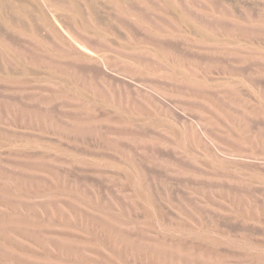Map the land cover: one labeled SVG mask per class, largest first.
<instances>
[{"label":"rangeland","instance_id":"374dc122","mask_svg":"<svg viewBox=\"0 0 264 264\" xmlns=\"http://www.w3.org/2000/svg\"><path fill=\"white\" fill-rule=\"evenodd\" d=\"M0 264H264V0H0Z\"/></svg>","mask_w":264,"mask_h":264}]
</instances>
